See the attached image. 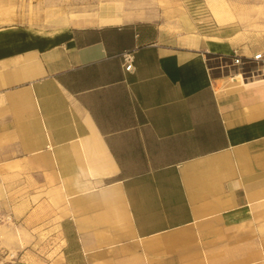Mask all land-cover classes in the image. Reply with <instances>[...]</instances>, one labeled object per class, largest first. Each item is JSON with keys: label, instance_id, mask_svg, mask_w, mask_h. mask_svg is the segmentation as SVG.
I'll return each instance as SVG.
<instances>
[{"label": "crops", "instance_id": "crops-1", "mask_svg": "<svg viewBox=\"0 0 264 264\" xmlns=\"http://www.w3.org/2000/svg\"><path fill=\"white\" fill-rule=\"evenodd\" d=\"M258 1L0 0V204L58 237L19 264H264V78L207 59L264 48Z\"/></svg>", "mask_w": 264, "mask_h": 264}, {"label": "rangeland", "instance_id": "rangeland-1", "mask_svg": "<svg viewBox=\"0 0 264 264\" xmlns=\"http://www.w3.org/2000/svg\"><path fill=\"white\" fill-rule=\"evenodd\" d=\"M191 2H197L201 0H189ZM254 2L251 0L250 5L244 6L243 2L240 0H231L229 3L230 7L234 11L235 15L239 18L246 17L248 20V15L251 20V24L248 26L254 27L252 21L257 18L262 11L259 8V1ZM148 2H153V0H45L44 6L47 5L48 9H44L45 13L50 15L52 12H57L58 14H98L104 6H110L112 8H122L128 12L131 11V6L137 5L139 3L144 9L150 7ZM50 6V7H49ZM197 6V5H196ZM42 8H30L28 9V14L31 16L41 17ZM246 20V21H247ZM245 26V27H248ZM39 211H32L30 216L24 218L14 217L11 209L5 208L0 204V214L10 213L11 220L0 218V262L9 261L11 255L13 254L14 261L9 264H19L24 263V260H33L34 253L38 252L40 254H46L48 252L49 246L53 243L58 242L57 232L51 226L54 223L50 222V218L47 217V212L43 210V206H40ZM41 224H46L43 228H36ZM49 224V225H47ZM47 229V230H46ZM46 230V231H44ZM51 230V231H50ZM24 247L29 248L27 251V256H23ZM50 251V250H49ZM30 264H35L31 262Z\"/></svg>", "mask_w": 264, "mask_h": 264}, {"label": "built area", "instance_id": "built-area-1", "mask_svg": "<svg viewBox=\"0 0 264 264\" xmlns=\"http://www.w3.org/2000/svg\"><path fill=\"white\" fill-rule=\"evenodd\" d=\"M210 64V70H216L228 76H237L243 82H252L264 78V48L254 52L251 55H243L234 50L229 55L216 54L207 57ZM125 69L132 68V56L130 53H124ZM1 219L11 220L10 213H1ZM13 254L9 261L0 262V264H9L14 260Z\"/></svg>", "mask_w": 264, "mask_h": 264}, {"label": "bare ground", "instance_id": "bare-ground-1", "mask_svg": "<svg viewBox=\"0 0 264 264\" xmlns=\"http://www.w3.org/2000/svg\"><path fill=\"white\" fill-rule=\"evenodd\" d=\"M140 13V12H139ZM122 14H123V12H122ZM214 14H215V17L218 19V20H222V18L220 17L221 15H220V13H217L216 11L214 12ZM114 15V14H113ZM124 16V15H123ZM129 16V15H128ZM138 16V15H137ZM126 17V16H125ZM124 17V18H125ZM130 17H128V19H129ZM135 18V17H134ZM99 20L100 21H115V20H119V18H117V17H115V16H112V15H107L106 13H102L101 15H100V17H99ZM194 37V36H193ZM238 76V75H237ZM237 76H233V78H235L236 79V77Z\"/></svg>", "mask_w": 264, "mask_h": 264}, {"label": "trees", "instance_id": "trees-1", "mask_svg": "<svg viewBox=\"0 0 264 264\" xmlns=\"http://www.w3.org/2000/svg\"><path fill=\"white\" fill-rule=\"evenodd\" d=\"M213 55H216V54L208 53V54H207V57H210V56H213ZM223 74H225V72H224Z\"/></svg>", "mask_w": 264, "mask_h": 264}]
</instances>
